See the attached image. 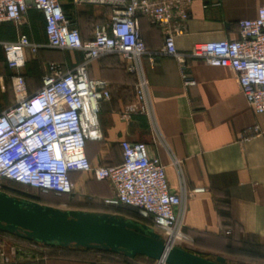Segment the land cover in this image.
I'll use <instances>...</instances> for the list:
<instances>
[{
  "label": "crops",
  "instance_id": "obj_1",
  "mask_svg": "<svg viewBox=\"0 0 264 264\" xmlns=\"http://www.w3.org/2000/svg\"><path fill=\"white\" fill-rule=\"evenodd\" d=\"M217 1L219 5L190 0L186 6V31L175 37L177 50L189 51L197 42L239 37L238 20L256 17L264 4V0ZM60 4L84 39L91 37L95 22L109 17L106 6L75 5L72 0H60ZM139 29L147 49L155 52L152 59L143 57V67L156 123L137 110L123 116L126 106L135 101V75L127 71L123 58L108 54L94 60L88 74L108 81L110 97L100 103L101 138L86 141L88 160L92 166L117 165L122 162L121 140L146 143L149 155L165 166L171 191L180 193V182L184 181L183 230L194 248L186 247L188 243L181 247L212 260L220 255L226 262L225 248L236 243L247 249L249 264L251 260L253 264H264V113L250 108L228 68L195 58L181 65L172 56L158 54L163 46L158 25L141 15ZM21 34L39 47L35 52L24 48V64L10 69L0 46V112L15 101L9 80L12 73L23 74L26 92L32 93L42 85L50 62L65 71L83 57L79 50L45 46V21L37 9L28 8L19 24L0 23V42L13 41ZM183 74L193 78L195 85L184 86ZM253 126H258L259 132L250 131V136L248 129ZM69 178L74 182L70 194L77 204L86 199L87 203L103 202L113 195L112 185L96 180L91 172L74 171ZM196 188L201 190L194 191ZM41 204L83 210L62 202ZM0 240L10 258V262L0 264H132L143 259L152 262L145 256L129 258L102 249L45 245L1 231ZM217 242H222L223 247Z\"/></svg>",
  "mask_w": 264,
  "mask_h": 264
},
{
  "label": "built area",
  "instance_id": "obj_2",
  "mask_svg": "<svg viewBox=\"0 0 264 264\" xmlns=\"http://www.w3.org/2000/svg\"><path fill=\"white\" fill-rule=\"evenodd\" d=\"M72 1L75 5L95 4L110 10L106 21L92 25L88 39L67 17L60 0H0V23L19 24L28 8L37 9L45 21V46L83 53L82 60L65 71L50 62L42 85L32 93L26 92L23 74L9 76L15 101L0 112V179L60 195L73 192L71 172H91L96 180L112 185L113 195L104 198V204L135 207L140 215L151 219L152 228L162 236L167 248L188 243L192 239L183 230L184 181L180 182V193L171 191L165 166L149 155L146 143L121 140L122 162L117 165L92 166L88 160L86 141L101 138L100 103L110 97L108 81L91 78L88 67L105 55H120L127 71L135 75V101L126 106L123 116L137 110L155 125L143 67V57L152 59L155 52H150L141 38L139 16L144 15L162 29L163 46L158 54L172 56L181 65L195 58L228 68L250 108L264 113V4L256 17L238 20L239 37L197 42L189 51H179L175 37L186 31V6L190 0ZM205 1L219 5L217 0ZM0 46L10 69L24 64V48L35 52L39 47L25 34L13 41H2ZM183 85L194 86L195 80L183 74ZM248 130L259 132L258 126ZM0 262H10L1 240ZM150 264L166 263L161 257Z\"/></svg>",
  "mask_w": 264,
  "mask_h": 264
},
{
  "label": "water",
  "instance_id": "obj_3",
  "mask_svg": "<svg viewBox=\"0 0 264 264\" xmlns=\"http://www.w3.org/2000/svg\"><path fill=\"white\" fill-rule=\"evenodd\" d=\"M0 231L24 240L60 247L105 249L129 258L145 256L166 264H225L179 245L166 247L162 236L137 220L109 213L61 209L0 190Z\"/></svg>",
  "mask_w": 264,
  "mask_h": 264
},
{
  "label": "rangeland",
  "instance_id": "obj_4",
  "mask_svg": "<svg viewBox=\"0 0 264 264\" xmlns=\"http://www.w3.org/2000/svg\"><path fill=\"white\" fill-rule=\"evenodd\" d=\"M56 50H59V49H56ZM60 69H62V68H60ZM0 190L8 193L9 195L26 198L29 200L37 201L39 203L40 202L42 203V201L43 202L44 201H46V202L56 201L57 203H60V202L68 203V202L73 201L74 199L76 200V198L72 194L61 196V197H58L54 194H43L36 189L26 188V187L22 186L21 184H16V183H13L11 181H7L5 179H0ZM56 199H59L60 201H57ZM87 201L88 200L86 199L85 202L82 203L83 207L91 208V209L95 208V209L99 210V212L106 211L105 209L101 208V207H103V202H101V200L98 201V203H90V202L87 203ZM93 206H95V207H93ZM63 208H65V206H63ZM111 211L114 213H117V214L124 215L125 217H136L135 211L132 208L123 207L122 205H115V206L111 207L110 212ZM188 244L186 245V247L194 248L193 242L189 245ZM217 244L221 247H223V245H224L222 242H219V243L217 242ZM243 251H247V249H243ZM225 255L227 256V261L225 262V264H249V260L246 259V257H247L246 255H243V254H227V253H225ZM137 259L141 260L143 258L137 257ZM131 263L132 264H150L151 261L143 259V262H131ZM251 264H253L252 260H251Z\"/></svg>",
  "mask_w": 264,
  "mask_h": 264
},
{
  "label": "trees",
  "instance_id": "obj_5",
  "mask_svg": "<svg viewBox=\"0 0 264 264\" xmlns=\"http://www.w3.org/2000/svg\"><path fill=\"white\" fill-rule=\"evenodd\" d=\"M7 181H10V180H7ZM99 181H104V180H99ZM11 182H13V181H11ZM13 183H15V182H13ZM16 184H18V183H16ZM38 190V189H37ZM38 191H40L41 193H43V194H54V195H56V196H58V197H61V196H65V195H69L68 193H62V194H60V195H57V194H55V193H53V192H51V191H48V192H42L41 190H38ZM22 198V197H21ZM57 201H60L59 199H56ZM53 203H57L56 201H54ZM68 205H70V206H79V207H81V209H83L84 211H93V212H99V210H97V209H91V208H86V207H83V205L82 204H80V203H78L77 204V202H76V200L74 199L73 201H71V202H68L67 203ZM118 205H122L123 207H127V208H132L134 211H135V215H136V217H125L124 215H121V214H117V213H114V212H110V210H111V207H113V206H115V205H110V204H103V207H101V208H103V209H105L106 211H104V212H109V213H111V214H115V215H117V216H121V217H123V218H126V219H131V220H137V221H139V222H143V223H146L147 225H151V219L150 218H146V217H143L142 215H140L139 213H138V211H137V209L135 208V207H133V206H131V205H125V204H118ZM93 207H95V206H93ZM101 213V212H100ZM139 218V219H138ZM15 236V235H14ZM50 246H52V245H50ZM78 248V247H77ZM101 249V248H100ZM102 250H105V249H102ZM108 251H110V250H108ZM224 253H227V254H243V255H246L247 256V251H243V249L242 248H240L236 243H231L229 246H227L226 248H225V250H224Z\"/></svg>",
  "mask_w": 264,
  "mask_h": 264
}]
</instances>
